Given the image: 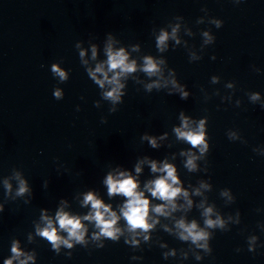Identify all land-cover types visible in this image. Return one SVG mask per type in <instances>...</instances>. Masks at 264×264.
I'll return each mask as SVG.
<instances>
[{
    "label": "water",
    "instance_id": "obj_1",
    "mask_svg": "<svg viewBox=\"0 0 264 264\" xmlns=\"http://www.w3.org/2000/svg\"><path fill=\"white\" fill-rule=\"evenodd\" d=\"M176 16L184 22L173 20ZM213 18L222 20V27L212 25ZM204 31L215 36L213 44L206 45ZM109 32L124 46L140 44L125 49L128 62L135 61L137 70L119 77V82L127 85L115 113L108 111L111 101L102 99L103 92L115 85L105 83L100 95L74 47L83 41V60L90 66L101 63L103 53L97 49L93 59L87 42L92 39L102 48ZM161 32L168 36L160 46L162 51L154 40ZM112 48L118 49L115 41ZM188 52L201 54L202 59L190 63ZM146 55H151L159 68L151 77L142 71ZM213 55L215 60L210 59ZM52 63L69 71L66 82L52 75ZM168 66L187 86V100L166 90L144 91L153 81L171 86ZM213 75L220 77V83H210ZM229 81L235 83L233 103H221L220 97L232 92L225 88ZM54 88L64 93L63 99L53 97ZM201 88L209 99L205 100ZM215 90L220 95H213ZM253 91L261 94L256 104L246 95ZM236 99L241 101L239 107ZM259 103H264V0H0V206H4L0 213V264L12 255L13 240L23 253L19 259L31 255L37 258L36 264H264V108ZM181 110L195 119L208 117L207 160L175 138L172 126H179ZM101 117L107 122L101 123ZM190 127L194 123L190 122ZM229 129L238 131L247 143L230 141L226 135ZM165 131L169 136L162 143L168 147L152 149L140 140L144 132L159 135ZM181 151L185 155H180ZM189 152L198 157L192 172L183 167ZM143 155L157 159L158 166L159 160L167 157L177 167L181 187L192 201L189 207L178 197L177 210L167 218L150 213L159 223L153 234L150 230L148 244L133 251L121 238L116 243L106 240L104 248L96 249L99 242L90 239L93 225L84 221L89 229L85 235L88 248L71 241L72 249L61 245L57 255L37 236L36 228L44 227L41 209L58 228L55 211L61 198L67 199L64 210L69 215L86 214L80 192L88 189L98 190L115 207L121 198L109 201L101 184L104 175L117 164L131 169ZM154 175L147 164L142 165V181ZM21 181L29 183L31 200L28 192L17 195ZM223 188L232 193L222 195ZM209 207L212 214L207 218L220 216L229 231L204 225L203 213ZM180 219L185 223L195 220L198 229L214 234L211 255L178 240L180 230L175 223ZM164 225L170 234L163 231ZM120 226L124 227L122 222ZM57 234L66 238L62 230ZM248 247L256 251L249 252ZM68 252L71 257L65 255ZM162 252L169 254L167 259ZM133 255L143 258L131 260Z\"/></svg>",
    "mask_w": 264,
    "mask_h": 264
},
{
    "label": "clouds",
    "instance_id": "obj_2",
    "mask_svg": "<svg viewBox=\"0 0 264 264\" xmlns=\"http://www.w3.org/2000/svg\"><path fill=\"white\" fill-rule=\"evenodd\" d=\"M237 3H240V0H237ZM201 11L207 13L206 9H201ZM199 19V18H198ZM197 19V20H198ZM173 20L180 22L183 21V17L176 16ZM217 29L222 27L223 21L220 19L213 18L210 21ZM173 32L176 29H172ZM204 36L207 37L206 45H211L215 42V36H208V32L204 31ZM168 36L167 33L161 32L158 38H154L155 47L158 50L161 45H165ZM112 41L117 43L118 49L116 51L112 48ZM83 41H77L74 47L78 51L79 61L81 66L84 67V70L88 78L98 86L101 91L105 88V83L108 85H115L111 87L110 90L103 92L102 99L105 101H111L112 106L109 107V113H115L118 111V105L123 103V97L126 94L125 89L126 85L119 82V77L128 74L134 73L136 68V62H128L129 57L127 56L125 49L128 48H139L140 44H130L124 46L120 40H118L111 32L105 34L103 40L102 48L97 43L92 42V39H89L88 46L91 49L92 57L95 59L97 57V49L103 53L104 59H101L103 62L96 63L94 65H89L86 61L83 60L85 48L83 46ZM179 41H176V44L179 45ZM187 50V46H184ZM176 47H173L174 50ZM204 48L199 50L202 53ZM189 62H195L202 59V55H195L188 52ZM210 59L215 60L216 57L213 55ZM169 67V66H168ZM253 70L259 72V69L253 66ZM50 71L53 74H56L60 78V82H66L69 79V71L65 70L60 66V63H52L50 65ZM142 71L147 73L150 77L159 71L157 63L153 61L151 55H146L143 60ZM169 71L173 76L171 81V86L169 84L160 85L159 83L153 81L152 84L146 85L143 89L146 93H151L153 90L160 91L166 90L167 94L173 95L178 94L181 100H187L190 96V92L187 90V86L178 81L176 77L175 70L169 67ZM109 73H112L111 78H109ZM210 83L215 85L220 83V77L213 75L210 77ZM225 88L232 90L228 95L221 96V103L225 101L228 103H233L232 96L235 91V83L232 81L225 83ZM201 91L204 92L205 100L209 99L207 92L203 88ZM213 95H220L219 90H215ZM248 99L251 103L256 104L261 99V94L259 92H248L246 93ZM64 93L61 92L59 88L53 89V97L56 100L63 99ZM83 99V97H81ZM235 106L239 107L241 104L240 99L234 101ZM261 108H264V103H259ZM94 106L99 108L96 101ZM77 111H79V106H77ZM177 119L179 121V126L173 125L172 132L177 140H183L189 145L192 149H196L199 152L200 156H204L206 159L207 153L209 152V136L207 134V123L208 117L203 116L199 119H195L189 115H186L183 110H181ZM106 118L101 117V123H106ZM190 122L194 123V127H190ZM226 135L230 141H235L240 139L241 143H247L243 137L239 134L238 131L229 129L226 132ZM169 133L167 131L159 134L152 135L148 132H144L140 136L141 142H147V144L152 149H160L162 146L168 147V145L162 143L167 140ZM200 146V147H197ZM254 151V149H253ZM180 155H185L181 151ZM188 159L186 163L183 164V167L186 168L189 172H192L196 165L194 160H197V156H193L191 152L188 154ZM264 156V154H261ZM207 160V159H206ZM208 163V162H207ZM147 164L150 174H155L154 178L148 179L147 181L141 180L142 165ZM208 171V168H207ZM25 180H27L25 178ZM210 181V177L208 179ZM181 179L178 176L177 167L173 163L168 162V158L164 157L159 160V166L157 159L151 158L148 155H143L137 157L135 163L131 169L125 168L122 165L117 164L110 169L104 175L101 184L106 189L107 197L109 201L112 198L120 197V203L116 204L115 207L111 202H106L101 196L100 192L96 189H88L86 191L80 192L82 195V207L86 206V214L81 215H69V212L64 210V207L67 205V199L61 198L58 201L57 209L55 211V221L58 225L57 227L53 226V220L45 215V209H41L40 219L44 222L43 228H36V234L38 237L46 240L50 246L51 250L54 251L57 255L60 254V246L63 245L67 249H72L73 244L71 241H75L76 244L81 247L88 248L87 241H85V235L89 232V229L86 227L85 223L82 221L92 224L94 231L91 232V241H98L96 244V249H101L105 247V241L109 240L113 243L119 242L121 238L125 245L131 247L133 251L141 249L142 244H148L150 242V230L153 234L156 229V225L159 221L150 213H154L156 216L167 218L171 212L177 210L176 200L178 197H183L189 207L192 204L191 200H188L187 191H183L181 187ZM210 183V182H209ZM44 186H47V181L44 182ZM201 187H207V185L201 184ZM225 191L222 192V195H227L228 192H231L228 188H223ZM25 192L29 193L30 200L32 198V189L27 182L21 181L19 191L17 195H21ZM232 193V192H231ZM232 202H235V197L232 194ZM156 201V203H152ZM4 211V206H0V213ZM257 212L261 211L260 209L256 210ZM238 214L240 213L237 210ZM212 214V208H206L203 215L206 217L204 220V225L207 228L215 229L218 228L222 232L225 230L224 221L220 216H216L215 219L207 218ZM121 222L124 227L120 226ZM175 227L179 229L178 240L185 243H191L196 245L198 248L204 249L206 252L211 255L212 248L210 247V240L213 238V235L205 232L203 229H198L197 223L195 220H192L189 223H185L183 219L176 221ZM62 230L66 234L58 235L57 232ZM163 231L166 233H171V230L167 225L163 226ZM127 232L129 235L125 237L124 233ZM253 239H256L253 237ZM198 241H206L205 244H198ZM262 246V245H260ZM163 247V245H161ZM249 252H255L256 249L248 247ZM237 252L240 251L239 248L236 249ZM11 253L12 255L9 258L3 259V264H12L14 259L19 260V264H27L28 260H33L36 264V259L29 255L25 259L20 260L19 257L23 255L17 249L16 241L11 242ZM71 252L65 253L67 257H71ZM167 253L162 252V257L164 259L168 258ZM174 255V253L172 254ZM143 257L133 255L130 257L131 260H141ZM200 259V257H197Z\"/></svg>",
    "mask_w": 264,
    "mask_h": 264
}]
</instances>
